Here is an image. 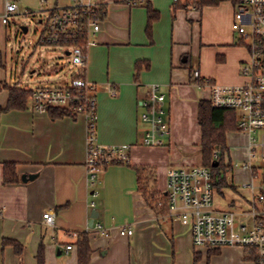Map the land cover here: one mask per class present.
<instances>
[{"label":"crops","instance_id":"0c3cea01","mask_svg":"<svg viewBox=\"0 0 264 264\" xmlns=\"http://www.w3.org/2000/svg\"><path fill=\"white\" fill-rule=\"evenodd\" d=\"M6 1L0 0V82L21 86L8 80L4 61L9 24L3 22ZM17 1L22 11L72 2ZM92 1L103 4L106 10L98 44L88 48L85 69L86 77L98 87L95 136L103 145L129 144L130 160L106 166L98 181L90 185L86 167L88 119L84 114L69 111L55 116L52 109L36 112L30 97L27 108L0 112V264H38L42 244L45 264H78L77 239L81 233L89 236V264H192L199 252L190 225L171 215L169 209L159 213L147 203L137 167H147L149 187L166 193L160 174L167 175L172 166L203 164L199 105L202 100L210 101L211 88L203 82L196 84L190 57L193 45L199 44L202 77L219 78L221 84L243 82L240 64L248 59L249 52L232 43L234 7L227 0L201 8L187 0H143L138 4ZM149 8L156 16L150 28ZM216 54L219 60L225 55L227 58L218 64L217 71L210 67ZM141 61L144 63L138 69ZM153 83H159L166 95L170 134L158 135L156 143L148 145L144 136L149 124L141 119V101ZM41 84L22 87L33 89ZM8 99L9 90L0 87V107H5ZM231 132L245 135L242 156L247 163L248 135L239 130ZM194 145L199 146L197 151H193ZM7 164L13 166L10 173L15 181L11 183L5 181ZM244 168L251 180L242 183L253 182L255 188L236 184L234 177L227 179V186L221 190L215 187L214 207L252 222L247 212L261 191L257 185L260 179ZM146 177L144 173L143 179ZM94 189L99 191L95 198L91 196ZM92 199L94 207L90 205ZM94 209L98 213L94 222L102 225L100 229L89 225ZM48 210L55 214L54 225L44 219ZM123 227H131L133 234H122ZM10 241L22 244L20 254ZM69 244L73 247L67 249ZM218 253L248 264L241 247H226Z\"/></svg>","mask_w":264,"mask_h":264},{"label":"built area","instance_id":"2783aa9c","mask_svg":"<svg viewBox=\"0 0 264 264\" xmlns=\"http://www.w3.org/2000/svg\"><path fill=\"white\" fill-rule=\"evenodd\" d=\"M138 4L143 0H125ZM179 1V0H175ZM235 3L232 28L239 34V41L247 45L249 57L240 66L243 82L221 84L204 78L199 69L193 72L196 84L203 82L211 88L210 101L214 107L234 110L237 113L239 131L248 135L249 158L245 164L260 179V193L253 197L247 215L252 222L238 221L233 211H219L214 207L213 177L204 164L172 166L168 169V206L171 215L190 225L195 248L218 250L226 247H241L254 264H264V0H233ZM99 5L92 0H72L66 6H50L39 11L46 13L39 44L64 47L78 66L70 80L63 84H41L32 89V109L49 112L53 108H65L88 119L87 159L90 185L98 181L99 173L113 163H128L130 145H103L98 143L95 132L98 118L97 84L85 75L88 48L98 44L101 30ZM22 11L17 0H7L3 22L10 16L29 14ZM117 92L112 89V94ZM166 95L159 83H153L148 96L141 101V119L149 124L144 142L154 145L158 135H169ZM261 133V135H260ZM222 152L214 151L219 159ZM256 159L260 163H255ZM262 171V174L258 173ZM243 187L255 188L253 182L242 183ZM98 190L91 196L97 197ZM95 206V200L90 202ZM261 206V210L258 208ZM47 224H55V214L44 213ZM92 227L102 228L100 223ZM122 234H133L131 227H123ZM74 235H77L74 233ZM69 244L67 249L72 248Z\"/></svg>","mask_w":264,"mask_h":264},{"label":"rangeland","instance_id":"374dc122","mask_svg":"<svg viewBox=\"0 0 264 264\" xmlns=\"http://www.w3.org/2000/svg\"><path fill=\"white\" fill-rule=\"evenodd\" d=\"M227 1H230V5H232V8L234 7L233 10L235 11L236 6L234 1ZM45 17L46 13L39 10L32 11L29 14L10 16V22L7 25V47L3 51L4 61L6 62V70L8 74L7 76L10 82H19L21 86L29 87H33L38 83L52 86L55 84H63L67 82L68 80H70L73 72H77L78 66L72 63L71 56L67 53L64 47L46 46L39 44V38L44 28ZM232 21H234V19ZM23 26L28 27L27 31L23 29ZM197 27L198 30H200L198 24ZM232 31L234 36V40L232 41V43L235 45V47L240 46L247 50L248 48L246 43L239 41V34L233 28ZM193 46L194 47L192 49L193 51L191 53L189 65L190 68L194 70L201 67L203 61L201 60V55L199 53V44L198 46ZM213 51L215 52V50ZM223 58L224 60H227L226 55ZM223 58L222 60L217 59L216 54V59L214 60L213 58V60L211 61V69H218V64H222L225 62ZM211 79L218 83L222 82L219 78ZM227 136V147H230V149L231 146L234 147H232L233 150H231L230 152L229 149L225 150L224 162L225 164L232 167L229 168V172H227L226 170H222L223 173H221L223 175L225 174L226 179L229 180H232L234 177L235 183L239 185L244 180H251L249 170L244 168V165L246 163L244 157L242 156V150L245 146V143H243V136L245 135L239 132H231L228 133ZM231 141L234 142L233 145H231ZM194 146L195 147L193 148V151H197V148L199 149V146ZM181 150L182 152H185L184 149ZM254 162L260 163V160L256 159ZM160 175L162 178V186L166 184V188H168V176L162 174ZM157 176L159 178L158 173ZM259 184L260 183L257 184L258 187ZM241 219H244V217L239 216L237 220L241 221ZM197 250L200 255L197 264H239V262L235 261L234 258L221 256L218 252L209 253V250L204 248H197ZM246 261H248V264L253 263L250 259H247ZM192 264H194V260L192 261Z\"/></svg>","mask_w":264,"mask_h":264},{"label":"trees","instance_id":"16d2710c","mask_svg":"<svg viewBox=\"0 0 264 264\" xmlns=\"http://www.w3.org/2000/svg\"><path fill=\"white\" fill-rule=\"evenodd\" d=\"M182 1V0H179ZM188 2L195 3L198 7L205 5H216L222 0H187ZM98 11L100 17L103 18L106 10L103 4L99 5ZM154 12L149 8V28L152 20L155 18ZM144 61L137 64V68L140 69ZM0 87H5L9 90V99L5 107H0V112L11 109H25L27 108L28 99L32 93V89L29 87H22L18 84L9 85L6 81L0 82ZM55 116H64L69 114V111L65 108H53L51 110ZM238 117L234 110L214 107L209 100L200 101L199 105V123L202 128V155L203 164L208 166L211 170L213 177V184L218 190H221L228 185L226 175L222 174V170H227L230 165L225 164L223 155L227 147V135L231 131L238 129L237 123ZM220 150L222 152L221 157L217 160L214 158V151ZM218 161V164L215 162ZM12 165H6L5 181L7 183L14 182L15 179L10 173ZM140 175L142 174V180L140 190L143 193L147 203L152 206L159 213H166L169 209L168 195L165 192L159 191L156 188L149 187L150 173L146 172L147 167H137ZM145 171V172H144ZM222 172V173H221ZM13 173V172H12ZM147 175L143 179V176ZM141 179V177H140ZM13 242L15 250L20 254L23 250L22 244L17 241ZM78 249V264H89L92 254V248L90 246V240L87 233H81L77 239ZM219 252L218 250H209V253ZM199 253L195 255L194 264L199 261ZM38 264H45L43 244L40 246L38 254ZM249 259L248 255H246Z\"/></svg>","mask_w":264,"mask_h":264},{"label":"water","instance_id":"95a60500","mask_svg":"<svg viewBox=\"0 0 264 264\" xmlns=\"http://www.w3.org/2000/svg\"><path fill=\"white\" fill-rule=\"evenodd\" d=\"M23 29H24L25 31H27L28 27H27V26H23ZM215 164H218V161H216ZM97 215H98V213H97L96 210L94 209V210L92 211V215H91V221H90V224H89L90 226H93V224H94V219H95V217H97Z\"/></svg>","mask_w":264,"mask_h":264}]
</instances>
